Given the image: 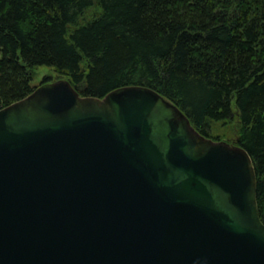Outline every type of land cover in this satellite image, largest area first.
<instances>
[{"label":"water","instance_id":"obj_1","mask_svg":"<svg viewBox=\"0 0 264 264\" xmlns=\"http://www.w3.org/2000/svg\"><path fill=\"white\" fill-rule=\"evenodd\" d=\"M257 180L145 87L0 110V264H264Z\"/></svg>","mask_w":264,"mask_h":264},{"label":"trees","instance_id":"obj_2","mask_svg":"<svg viewBox=\"0 0 264 264\" xmlns=\"http://www.w3.org/2000/svg\"><path fill=\"white\" fill-rule=\"evenodd\" d=\"M95 2L99 17L68 36ZM38 66L81 97L149 88L204 137L234 101L264 224V0H0V110L34 92Z\"/></svg>","mask_w":264,"mask_h":264},{"label":"rangeland","instance_id":"obj_3","mask_svg":"<svg viewBox=\"0 0 264 264\" xmlns=\"http://www.w3.org/2000/svg\"><path fill=\"white\" fill-rule=\"evenodd\" d=\"M101 8L97 2L95 5L85 10L77 21L69 26L68 36L79 27L85 26L92 22L94 19L98 18L101 14ZM30 74L32 77L31 86L35 89L44 84L45 81L48 83H53L57 81H68V77L58 73L55 69L46 66H38L30 69ZM232 119L222 120V121H209L207 124V137L214 142H224L230 146H236V142L239 138L241 131V125L239 122L238 114L236 111V106L234 101L232 102Z\"/></svg>","mask_w":264,"mask_h":264}]
</instances>
